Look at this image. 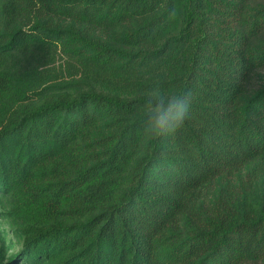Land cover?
I'll list each match as a JSON object with an SVG mask.
<instances>
[{"label":"trees","instance_id":"trees-1","mask_svg":"<svg viewBox=\"0 0 264 264\" xmlns=\"http://www.w3.org/2000/svg\"><path fill=\"white\" fill-rule=\"evenodd\" d=\"M0 195L10 264H264V0H0Z\"/></svg>","mask_w":264,"mask_h":264},{"label":"clouds","instance_id":"clouds-1","mask_svg":"<svg viewBox=\"0 0 264 264\" xmlns=\"http://www.w3.org/2000/svg\"><path fill=\"white\" fill-rule=\"evenodd\" d=\"M190 106L191 93H171L154 86L147 94L140 132L151 138L175 136L184 127Z\"/></svg>","mask_w":264,"mask_h":264},{"label":"rangeland","instance_id":"rangeland-1","mask_svg":"<svg viewBox=\"0 0 264 264\" xmlns=\"http://www.w3.org/2000/svg\"><path fill=\"white\" fill-rule=\"evenodd\" d=\"M5 195H7V193H5ZM6 199H8V197L0 195V202L3 200V202H5ZM11 210V207L0 206V264L12 263L11 255L22 247L20 246V248H18L12 245L14 242H17L12 232L14 228H19L20 225L17 222L18 219L16 215L12 214Z\"/></svg>","mask_w":264,"mask_h":264}]
</instances>
